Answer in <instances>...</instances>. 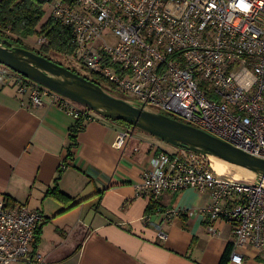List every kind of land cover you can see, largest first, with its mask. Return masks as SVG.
<instances>
[{
  "label": "built area",
  "instance_id": "obj_1",
  "mask_svg": "<svg viewBox=\"0 0 264 264\" xmlns=\"http://www.w3.org/2000/svg\"><path fill=\"white\" fill-rule=\"evenodd\" d=\"M50 18L70 29L72 59L82 69L163 114L200 128L264 160V0H42ZM46 7V8H45ZM116 38L110 44L102 33ZM40 47L49 41L37 37ZM70 61V60H69ZM28 104H53L74 119L93 117L86 108L25 77L0 68ZM117 94V95H118ZM133 130L119 131L122 149ZM62 169L66 168L62 164ZM140 197L192 189L204 197L196 208L168 206L143 216L165 240L176 217L202 216L210 235L231 226L229 259L242 264L240 248L264 261V185L219 173L204 155L154 147L135 184ZM44 215L0 199V264H47L32 250Z\"/></svg>",
  "mask_w": 264,
  "mask_h": 264
},
{
  "label": "crops",
  "instance_id": "obj_2",
  "mask_svg": "<svg viewBox=\"0 0 264 264\" xmlns=\"http://www.w3.org/2000/svg\"><path fill=\"white\" fill-rule=\"evenodd\" d=\"M28 95H18L10 79L0 78V199L14 200L9 207L24 205L43 213L32 250L47 264L220 263L230 243V225H218L213 236L202 216L176 217L160 240L142 221L158 208H196L205 200L192 189L155 199L139 196L135 184L152 149L168 148L143 131L91 113L58 178L76 119L53 104L29 106ZM127 129L133 130L132 138L115 149L116 134ZM55 187L71 203L46 195ZM238 251L242 264H264L251 247ZM228 264L235 263L229 259Z\"/></svg>",
  "mask_w": 264,
  "mask_h": 264
},
{
  "label": "water",
  "instance_id": "obj_3",
  "mask_svg": "<svg viewBox=\"0 0 264 264\" xmlns=\"http://www.w3.org/2000/svg\"><path fill=\"white\" fill-rule=\"evenodd\" d=\"M0 64L100 117L124 120L180 149L221 159L251 171V180L264 185V160L245 153L208 132L140 103L116 95L103 86L51 60L35 50L0 42ZM95 113V114H96Z\"/></svg>",
  "mask_w": 264,
  "mask_h": 264
},
{
  "label": "trees",
  "instance_id": "obj_4",
  "mask_svg": "<svg viewBox=\"0 0 264 264\" xmlns=\"http://www.w3.org/2000/svg\"><path fill=\"white\" fill-rule=\"evenodd\" d=\"M44 15V2L42 0H0V42L5 40L8 43H14L24 47L25 39H29L30 37H34L36 35H43L49 41V43L47 46H43L40 49H35L36 52L51 60H53L50 56L51 52L56 54H71L74 51V47L70 44V29L63 26L59 22H56L52 18H49L44 23H42ZM39 25L40 27L38 29L37 27ZM69 69L78 73V71L75 69ZM78 74L82 75L80 73ZM91 75L92 74H86V76H82L99 84L100 86H103L102 83L107 84L103 80H100V78L98 79L97 77L95 79ZM107 90L117 95L116 91L109 84H107ZM85 110L88 111L87 109ZM88 117L89 116L85 115L80 116L69 130L68 138L70 144L67 150L68 153L66 155V160L64 162L65 165L70 159H72V149L77 145L78 134L85 129V124L86 121H88ZM170 117L176 118L173 115H170ZM114 121L125 126L132 127L124 120ZM63 170L64 169L62 168L58 170V178L60 177ZM46 195L64 205H67L72 201L71 198L61 192L57 187L48 190ZM5 200L7 206L15 204V201L8 197H5ZM38 233L40 232L38 231ZM35 239L39 241V236L37 235ZM231 248V244L229 243L219 264L229 263Z\"/></svg>",
  "mask_w": 264,
  "mask_h": 264
},
{
  "label": "rangeland",
  "instance_id": "obj_5",
  "mask_svg": "<svg viewBox=\"0 0 264 264\" xmlns=\"http://www.w3.org/2000/svg\"><path fill=\"white\" fill-rule=\"evenodd\" d=\"M46 8V7H45ZM50 16H51V13H50V9H48V10H46L45 11V15H44V17H43V20H42V23H44L46 20H48L49 18H50ZM41 25V24H40ZM40 25L37 27L38 29H39V27H40ZM39 35H36V36H34V37H31V38H29V39H25L24 40V44H25V46L24 47H26V48H29V49H32V50H35V49H40L41 47L38 45V43H37V37H38ZM102 36L103 37H105L107 40H108V42L110 43V44H115L116 42H117V38L111 33V32H106V31H104L103 33H102ZM50 56L52 57V59H53V61H55V62H57V63H60L61 65H63V66H65V67H69V68H72V69H75V70H77L78 71V73H80V74H82V75H85L86 76V74H87V72H89L88 71V69H85V68H81L77 63H75V61L74 60H72V59H66V58H64L62 55H60V54H56V53H54V52H51L50 53ZM0 68H2V69H5L6 71H8V72H12L9 68H7V67H5V66H3V65H1L0 64ZM89 75V74H88ZM93 78H97V76H95V75H91ZM99 79V78H98ZM100 80H102V79H100ZM102 85H103V87L105 88V89H107V84H105V83H102ZM118 94V93H117ZM118 95H120V94H118ZM122 96H123V94H121ZM73 102V101H72ZM75 103V102H74ZM79 108H83L84 109V107L82 106V105H80V104H77V103H75ZM90 113H92V114H95L96 112H94V111H89ZM97 114V113H96ZM99 116V115H98ZM133 128H135V127H133ZM135 129H137V130H139V131H143V130H141V129H139V128H135ZM145 134H147V135H149V136H151V137H153L155 140H157L162 146H165L166 148H168L169 149V151H170V153H172V152H175V151H178V150H180V148H178V147H176V146H174V145H171V144H169V143H167V142H164V141H162L161 139H159L158 137H155V136H153V135H151V134H149V133H147V132H145V131H143ZM168 151V152H169ZM253 177V176H252Z\"/></svg>",
  "mask_w": 264,
  "mask_h": 264
},
{
  "label": "bare ground",
  "instance_id": "obj_6",
  "mask_svg": "<svg viewBox=\"0 0 264 264\" xmlns=\"http://www.w3.org/2000/svg\"><path fill=\"white\" fill-rule=\"evenodd\" d=\"M213 166L217 172L232 174L233 176H235V178L249 179V178H252V176H254V174L251 171L245 168L230 164L218 158L213 159Z\"/></svg>",
  "mask_w": 264,
  "mask_h": 264
}]
</instances>
